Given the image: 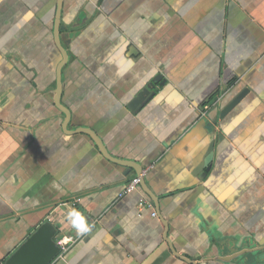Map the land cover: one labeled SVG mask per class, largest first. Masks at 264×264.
Listing matches in <instances>:
<instances>
[{
	"label": "crops",
	"instance_id": "obj_1",
	"mask_svg": "<svg viewBox=\"0 0 264 264\" xmlns=\"http://www.w3.org/2000/svg\"><path fill=\"white\" fill-rule=\"evenodd\" d=\"M45 222L50 264H264V0H0V264Z\"/></svg>",
	"mask_w": 264,
	"mask_h": 264
},
{
	"label": "water",
	"instance_id": "obj_2",
	"mask_svg": "<svg viewBox=\"0 0 264 264\" xmlns=\"http://www.w3.org/2000/svg\"><path fill=\"white\" fill-rule=\"evenodd\" d=\"M155 82L156 80H154L152 84H155ZM248 91L247 88L241 91L221 110L220 117L224 118L235 106H237ZM215 122L217 123V120ZM214 148L215 145L214 142H212L203 164V173L205 174H208L213 166ZM56 232L57 230L53 224L45 222L37 228L4 264H50L60 252V247L55 241Z\"/></svg>",
	"mask_w": 264,
	"mask_h": 264
},
{
	"label": "clouds",
	"instance_id": "obj_3",
	"mask_svg": "<svg viewBox=\"0 0 264 264\" xmlns=\"http://www.w3.org/2000/svg\"><path fill=\"white\" fill-rule=\"evenodd\" d=\"M67 219L71 223V227L76 230L77 234L83 235L90 231V225L85 216L77 210H71Z\"/></svg>",
	"mask_w": 264,
	"mask_h": 264
},
{
	"label": "built area",
	"instance_id": "obj_4",
	"mask_svg": "<svg viewBox=\"0 0 264 264\" xmlns=\"http://www.w3.org/2000/svg\"><path fill=\"white\" fill-rule=\"evenodd\" d=\"M145 172H142L141 174L135 176L127 185V188L125 190L126 193H131L134 192L135 190L138 189V187L141 185L143 176ZM155 214V213H154ZM60 246L62 249H65L68 245V242L66 240H62L59 242Z\"/></svg>",
	"mask_w": 264,
	"mask_h": 264
}]
</instances>
